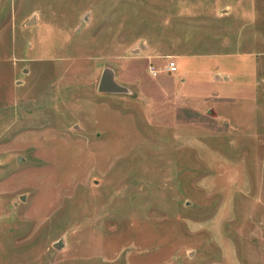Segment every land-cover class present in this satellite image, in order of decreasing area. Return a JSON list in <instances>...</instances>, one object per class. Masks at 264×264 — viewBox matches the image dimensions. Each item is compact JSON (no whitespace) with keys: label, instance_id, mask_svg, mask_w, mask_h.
<instances>
[{"label":"rangeland","instance_id":"obj_1","mask_svg":"<svg viewBox=\"0 0 264 264\" xmlns=\"http://www.w3.org/2000/svg\"><path fill=\"white\" fill-rule=\"evenodd\" d=\"M0 264H264V0H0Z\"/></svg>","mask_w":264,"mask_h":264},{"label":"water","instance_id":"obj_2","mask_svg":"<svg viewBox=\"0 0 264 264\" xmlns=\"http://www.w3.org/2000/svg\"><path fill=\"white\" fill-rule=\"evenodd\" d=\"M36 23H37L36 19L31 18L26 24H27V26H35ZM97 91L99 93L109 94V95H127V94H129L128 88L118 84L115 81V75H114L113 70H111V69L103 70L101 77H100V80H99ZM17 161H19V157L17 158ZM21 199H23V196L21 197ZM54 246L59 248L60 244L55 243Z\"/></svg>","mask_w":264,"mask_h":264},{"label":"built area","instance_id":"obj_3","mask_svg":"<svg viewBox=\"0 0 264 264\" xmlns=\"http://www.w3.org/2000/svg\"><path fill=\"white\" fill-rule=\"evenodd\" d=\"M163 71H164L165 73H167V74H174V73H176V71H177V66H176L175 62L169 60V61L166 63V65H165ZM149 73L151 74V76L156 77V75L159 74V71H157L154 67L150 66V68H149Z\"/></svg>","mask_w":264,"mask_h":264},{"label":"crops","instance_id":"obj_4","mask_svg":"<svg viewBox=\"0 0 264 264\" xmlns=\"http://www.w3.org/2000/svg\"><path fill=\"white\" fill-rule=\"evenodd\" d=\"M178 72V69H177V71H176V73ZM166 74V73H165ZM166 75H169V76H172V75H175V73L174 74H166Z\"/></svg>","mask_w":264,"mask_h":264}]
</instances>
